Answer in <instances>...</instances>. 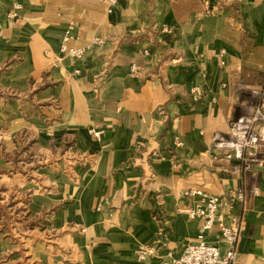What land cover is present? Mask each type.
Masks as SVG:
<instances>
[{
    "label": "crops",
    "instance_id": "1",
    "mask_svg": "<svg viewBox=\"0 0 264 264\" xmlns=\"http://www.w3.org/2000/svg\"><path fill=\"white\" fill-rule=\"evenodd\" d=\"M109 9L100 0H0V158L58 145L77 172L43 224L60 234L27 243L25 264H167L200 226L178 211L191 187L224 198L223 212L241 219L235 264H264V166L212 150L244 89L264 83V0H119ZM67 32L70 47H90L81 59L61 54ZM20 176L8 179L23 186ZM46 192L51 206L56 191ZM209 241L224 249L217 231ZM3 244L0 264H14L17 252ZM141 246L153 256L140 261Z\"/></svg>",
    "mask_w": 264,
    "mask_h": 264
},
{
    "label": "built area",
    "instance_id": "2",
    "mask_svg": "<svg viewBox=\"0 0 264 264\" xmlns=\"http://www.w3.org/2000/svg\"><path fill=\"white\" fill-rule=\"evenodd\" d=\"M108 4L109 12L117 5L119 0H100ZM17 10L22 6L17 4ZM15 17L17 14H10ZM169 40L174 39L171 28L165 27L162 31ZM71 39L67 32L60 49L61 54L73 59H81L89 51V46L70 47ZM105 40L94 38V45H104ZM138 66L132 67L136 73ZM244 87L242 86L241 89ZM239 98L237 114L230 118L229 132L217 133L213 139L212 150L215 153H223L228 160H238L246 168L252 164L264 166V83L258 87L244 89ZM203 91L199 87L191 90L194 101H198ZM91 133L100 139L101 132L92 130ZM1 141V138H0ZM255 194L258 189H255ZM186 200L185 206L179 207L178 211L185 213L191 220L200 221V226L195 239L187 244L182 255L171 258L167 264H235L238 256V245L241 238L243 225L241 219L229 218L223 212L226 200L218 195L211 194L198 187L187 188L182 193ZM234 200L242 209L247 206V197L243 189L236 190ZM217 231L219 240L224 244V249L209 241L211 234ZM153 247L141 246L136 251V257L145 261L153 256Z\"/></svg>",
    "mask_w": 264,
    "mask_h": 264
},
{
    "label": "rangeland",
    "instance_id": "3",
    "mask_svg": "<svg viewBox=\"0 0 264 264\" xmlns=\"http://www.w3.org/2000/svg\"><path fill=\"white\" fill-rule=\"evenodd\" d=\"M0 138L1 148L2 131ZM69 151L58 145L46 150L28 149L24 146L20 151V158H0L3 169H0V239L8 254L10 251L17 252L19 258H16L14 264L26 263L27 243L38 246L43 240H54L60 234L53 226L43 224H50L49 220L56 209L53 201L59 200L64 192L69 193L72 189L69 188L70 185L77 183L75 157ZM16 173L28 178L25 185L21 186L23 180L8 179ZM47 189L56 191L50 196L51 206L49 198L45 196L47 194H44ZM28 209L33 210L32 213Z\"/></svg>",
    "mask_w": 264,
    "mask_h": 264
}]
</instances>
